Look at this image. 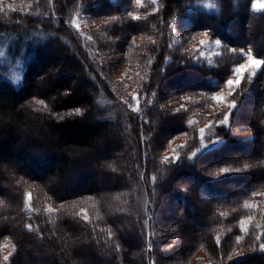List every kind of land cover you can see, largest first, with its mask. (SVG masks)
Listing matches in <instances>:
<instances>
[{
  "label": "trees",
  "instance_id": "16d2710c",
  "mask_svg": "<svg viewBox=\"0 0 264 264\" xmlns=\"http://www.w3.org/2000/svg\"><path fill=\"white\" fill-rule=\"evenodd\" d=\"M194 1L157 0L153 7L144 0L140 6L135 0H35L24 10L0 12L7 55L0 64V245L10 247L7 260L0 253V264H186L192 254L190 246L180 245L182 231L202 241L192 250L202 248L219 262L224 256L220 264H264V66L234 76L246 54L264 60V44L256 41L264 11L253 10L252 0H216L218 11L212 13ZM201 35L222 42L210 61L199 58ZM54 49L64 54L68 77L50 78V88L38 95L35 79L55 59L42 57ZM8 61L20 64L15 80ZM124 65L131 69L129 81L115 82L113 75ZM253 100L258 111L249 120L245 109ZM118 109L123 116L115 114ZM208 120L206 140L221 141L191 157ZM127 129L145 153L139 167ZM108 132L115 138L106 140ZM175 139L182 142L172 144ZM117 148L126 159L110 156L117 166L98 169ZM82 154L90 165L84 175L78 173ZM201 165L213 177L196 172ZM141 166L150 193L149 244L130 195ZM186 176L197 182L200 200L212 204L211 221L199 218L190 190H174L175 180ZM50 178L55 185L46 184ZM28 187L35 189L31 209L23 202ZM116 193L115 201L121 197L123 204L112 213L109 198ZM166 195L191 211L194 231L180 224L177 213L176 225L162 222ZM82 199H93L88 220L71 206ZM236 218L246 226L237 228L239 241ZM195 227L206 230L207 238ZM59 236L71 239L63 253L56 247ZM239 248L244 249L238 253Z\"/></svg>",
  "mask_w": 264,
  "mask_h": 264
},
{
  "label": "rangeland",
  "instance_id": "374dc122",
  "mask_svg": "<svg viewBox=\"0 0 264 264\" xmlns=\"http://www.w3.org/2000/svg\"><path fill=\"white\" fill-rule=\"evenodd\" d=\"M34 1L35 0H0V12H3V11L8 10V9L9 10H15V11L16 10H24L25 8L29 7L30 5H33ZM144 1L148 4H151L153 7L157 6L156 5L157 0H144ZM256 2L257 3H264V0H256ZM192 4L195 6H198L197 8L205 10L207 12L216 13L218 11V5L216 4V0H196ZM251 7L253 10H256V11H264V8H257L254 6V0H252ZM81 25L88 29L89 25L87 23H83ZM259 30L264 32V30H262V29H259ZM86 31H89V30H86ZM174 31H176V28L174 29ZM263 32H260L259 36L258 35L256 36L257 37L256 41L259 44H264V33ZM32 35L36 36V34H32ZM195 36H198V35H195ZM138 41H139V39L135 38V39H133L132 42H138ZM196 41H198L197 49H198L199 58L205 59L206 61H210L214 56L218 55L220 52V49H222V46H221L222 42L216 36L212 37L210 35H201L200 38L196 37ZM1 43H5V42H0V64H5V62L7 61V55L5 54V47ZM49 54H51L55 59H54L53 63L51 62L50 64H48V67L46 68L45 72L43 71V73L40 76L36 77V79H35L36 94H38V95L44 94L46 92V90H48L50 88V83H51L50 80L52 78L54 80L60 81L62 79H66V77H68V74H69L68 70L62 66L64 63L66 64V59H65L64 54L60 50L54 49V50L49 51V53L44 54L42 59L43 60L47 59V56ZM248 55L249 54H246V57L241 60L242 62H240L236 66L235 73H234V76L236 78L242 77L243 74H245L247 72L254 74L258 70L259 67L256 69H252L251 65H249L247 68H245L244 72L239 73V75L237 74V68L242 67L247 63ZM253 58H256V57L253 56ZM6 64L8 65V68L12 71L11 75L14 77L13 79L15 80L16 76L19 75V72H18V69L20 67L19 62H16L13 64L12 62L8 61ZM127 66L128 65L120 66L121 68L113 75L112 78L115 82H121L122 80L129 81L131 69L128 68ZM77 80L76 79L73 80L74 83L77 84ZM184 80L185 79H183V81ZM232 81H235V80L230 79V80H228V83L231 84ZM174 85L175 84L171 85V87L175 88ZM127 88L129 89V91H132V89H133L129 85H127ZM81 89H82V87L79 89V91ZM246 105L247 106H246L245 111H247V113H249V114H247V118L249 120L255 119L256 115H257V111H258V104L256 105V103L253 100V101H249ZM242 111L244 112V110H242ZM115 114H119V115L122 114V116H123V113H121L120 109L116 110ZM127 116L128 115L124 114V119H128ZM210 125H211L210 120H208L207 122L203 123L202 126L200 127L199 132H200L201 143H200L199 148L195 149L191 153V155H190L191 157H193L198 151H200L203 148H206L208 146L220 143L221 139H215V140L210 141V142L206 140L207 128ZM127 128L131 129V127L129 128L128 126H127ZM128 129L125 131L126 132V140L129 142V144L132 147L131 156L133 158V162L134 161L137 162V165L139 167L140 160H141L142 156L145 155V153L142 151V148L140 145L137 146L136 138H134V136H133V130L128 131ZM111 132L114 133L113 131H111ZM109 133L110 132L107 133L106 140H110L111 138L112 139L115 138L112 136L111 133L110 134ZM121 134L123 135V137H125L124 132H122ZM179 141L182 142V139H175L171 143L172 144L173 143L179 144L180 143ZM103 142H105V141L103 140ZM113 146H115V144ZM252 146L253 145H250L248 147H244L243 150H248V149L252 148ZM169 150H173V149H169ZM234 153H236V152H234ZM111 154L112 155H109L110 159L108 161L106 159H104L97 164L98 169L110 171L108 169L113 164H116L115 166H117L118 162H115L116 159L112 160V157H118V158L123 157V160L126 159V157L123 155L121 148L120 149H118V148L114 149V151H112ZM168 154H170V153L167 152L166 155H168ZM83 155L84 154H82V158H84L83 159L84 167L81 166V168L78 169V173L80 175H84V174L88 173L89 172L88 170L90 169V165L88 164L89 160L85 158L87 156H83ZM135 155H136V157H135ZM110 156H112V157H110ZM176 157H177V153L175 154L174 158H176ZM202 167H204V166L201 165V168L195 169L196 172L204 174L207 177H213L212 174L214 173V171H211V173H207L205 170H203ZM140 169H141V172L137 171V173H136L135 180L133 182V185H132V188L130 191V195L132 196L133 209H134V212H136V218L138 219L137 222H138V228L140 229L139 231L142 235V238L144 239V242L146 241V244H149L150 239L152 237V230H151V226H150L151 225L150 224V214H149L150 193L148 192V186L146 183L143 166H141ZM256 175L258 176L259 172L256 173ZM176 180H175V182H176L175 185L178 187H175L174 190L175 191H180V189H182L184 191H187V189L190 190L187 193V195L190 196L188 198H191L192 201H194L195 204L200 208L199 212L202 213V216L200 215L199 218H202V219L204 218L205 220L207 218L208 219L210 218L209 220L211 221L212 216L208 217V212H209L210 206L212 204H210V203L208 204V203H205V201L203 202L200 200L199 192L197 189V187H199V186H198L197 182L195 180L188 178V176L180 178V179H178V181H176ZM114 182H115L114 180L113 181L111 180L108 183L111 186ZM46 184L48 186H51L53 184L55 185L54 178H50V180ZM164 186H165V189L173 191L172 190L173 186H170L168 183H166ZM179 186H181V188ZM182 186H183V188H182ZM238 187H241V186L238 185ZM33 188L34 187L26 188L24 195H23L24 206H25V208H28V209H31V206H32V199L34 197V192H35L34 191L35 189H33ZM178 188H180V189H178ZM36 190L39 193V192H41L42 189L37 187ZM182 190H181V192H182ZM160 193L163 194V190H162V192L160 191ZM184 194H186V193H184ZM117 195H118V193L114 194L113 197L110 196V198H109L110 203H109L108 207L112 213H114L115 210L118 211V208L120 211L122 209L123 203L121 202V197L119 198L118 202L115 201V197ZM175 199L176 198H174V197L171 198V196L166 195V197L164 199L165 203H164V205H162V208L164 209V210L162 209V212L165 214L164 218L161 219L162 222L165 225H169V224L176 225V223H174L172 221H173V218L176 216V215L174 216V214L177 213L178 217H179L178 221L180 222V224L183 225L184 228L185 227L191 228L193 225V221H194L193 219H191V216H190L191 211L188 210V212H186V210L182 207V205H180L181 206V208H180L179 202ZM92 200L93 199L78 200L75 204H72L71 206L72 207L75 206L76 207L75 210L80 215L83 216V219L88 220L90 218V212H88V210H91ZM97 200H98V202H100V199H97ZM261 201H263V206H262L263 209L262 210L264 212V194H262ZM180 203H181V201H180ZM40 205L42 206V208L45 211H53L54 212V209L51 206H49L46 202H42V203H40ZM203 212L206 213L205 217H204L205 214ZM102 213L105 214V211ZM67 215L69 218V214H67ZM105 217H106V215H105ZM105 217H103V218H105ZM238 226L246 228L244 221L243 220L238 221V218H236L234 221V227L235 228L233 231L235 232L237 241L241 240V238H242V234L239 233L240 230L237 229ZM199 227H195L196 228L195 233L198 236L201 235L202 237L204 236V238H205L207 236L208 232H206V230L199 228ZM190 231H194V230H192V228H191ZM191 233L192 232L186 233L184 231L178 232V234L182 238L180 245H187V246L191 247V249H190L191 253L190 252H188V253L192 254V255H190L188 257L186 264H220V263H222V260H224V256H222V259H220V262H219L218 258H216L215 256L210 257V255L207 254L206 251L203 250L202 248L197 249L196 251L192 250L194 245L197 246L202 241L199 240L198 238L196 239V238L192 237L194 235L191 236L190 235ZM131 236L136 237V235H132V234H131ZM59 238H60L61 242H58V240H57L59 245H57L56 247L58 250H60V252L63 253L64 251H66L67 245H69L68 243L71 242V239L68 237L64 238V236H59ZM130 239H132V238H130ZM219 239H220V237L218 236L216 239L217 242H219ZM83 241L86 242V239L83 238ZM62 242H64V243H62ZM64 244H66V245L64 246ZM9 248H10L9 245L5 241H4V243H2V245H0V253H1V255H3V258L7 257L10 254ZM135 248H137V247H135ZM243 249L244 248H239L237 250V252L238 253L242 252ZM150 264H151V259H150Z\"/></svg>",
  "mask_w": 264,
  "mask_h": 264
},
{
  "label": "snow or ice",
  "instance_id": "6c2138e0",
  "mask_svg": "<svg viewBox=\"0 0 264 264\" xmlns=\"http://www.w3.org/2000/svg\"><path fill=\"white\" fill-rule=\"evenodd\" d=\"M135 4L140 6L141 0H135ZM254 6L257 8H264V3H257L256 0H254ZM128 15L132 19H139L140 18L139 16L133 15V13H131V12ZM249 65H251L252 69H256L258 67L264 66V60L253 58V56L251 54H249L247 57V63L244 66L237 68V74L239 75V73L244 72L245 68H247ZM232 83H238V81H232ZM217 98L219 99L222 97L218 96ZM233 105H234V102L232 101L228 106L231 107ZM222 171H227V169H222ZM259 238L260 237H257V239H259ZM260 248L264 249V244H261ZM7 259H8V257H5V260H7Z\"/></svg>",
  "mask_w": 264,
  "mask_h": 264
},
{
  "label": "bare ground",
  "instance_id": "6f19581e",
  "mask_svg": "<svg viewBox=\"0 0 264 264\" xmlns=\"http://www.w3.org/2000/svg\"><path fill=\"white\" fill-rule=\"evenodd\" d=\"M41 188H42V187H41ZM10 205H11V204H10ZM11 206H12V205H11ZM11 206L8 205V207H11ZM10 209H11V208H10ZM10 209H9V210H10ZM15 217H16V219H18V218H17L18 216H15Z\"/></svg>",
  "mask_w": 264,
  "mask_h": 264
}]
</instances>
